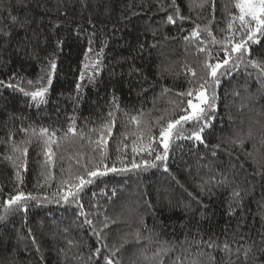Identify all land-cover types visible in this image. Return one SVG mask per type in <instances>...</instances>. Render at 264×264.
Listing matches in <instances>:
<instances>
[{
    "label": "trees",
    "instance_id": "16d2710c",
    "mask_svg": "<svg viewBox=\"0 0 264 264\" xmlns=\"http://www.w3.org/2000/svg\"><path fill=\"white\" fill-rule=\"evenodd\" d=\"M200 2L176 0L186 19L176 18L171 24L167 17L175 18L172 0H0V81H4L0 85V205L17 191L53 199L59 180L67 175L62 169H75L77 153L89 155L95 147L78 136L61 141L54 166L48 168L51 187H37L45 157L36 138L22 157L25 167L17 169L7 159L20 155L13 152L14 144L25 146L21 141L27 136L21 129L48 127L59 129L62 136L75 117L77 129L96 139L98 131L90 129H99L108 112L114 111L113 97L120 111H114L116 123L112 136L106 137V163L119 166L117 157L125 164L133 158L151 159L131 151L138 127L130 115L142 112L140 128L152 122L158 136L156 118L172 116L170 101L180 99L175 93L202 75L205 56L198 47H212L206 33H201L205 45H200V38H192L191 32L198 24L210 25L216 38L222 39L226 33L221 29L231 15H238L236 0H216L214 13L207 6L198 7ZM252 48L254 58L264 59V40ZM101 49L99 75L89 83L91 70L84 67L85 57L91 60ZM219 55L222 58L223 53ZM53 60L57 68L48 102L36 106L18 89H32L35 85L27 81L46 76ZM188 67L197 72L196 78ZM78 83L83 89L76 103ZM166 88L171 91L165 92ZM218 95L212 126L204 133L208 147L175 141L167 161L169 171L110 172L89 187L83 202L85 210L100 213L89 217L96 229L102 227L105 215L118 221L103 230L106 239L82 223L75 206L29 202L27 213H13L0 223V264H103L102 259L88 257L97 247L102 255H110L124 237L129 243L113 257L121 264H149L144 257H151L165 242L175 246L170 255L183 257L185 264L192 260L264 264V85L241 66L222 79ZM217 144L220 148H213ZM225 178L224 184L219 183ZM234 190L240 197L233 196ZM136 230L151 235L153 242H136L132 235ZM225 244L230 252L223 250ZM165 261L168 264L167 257Z\"/></svg>",
    "mask_w": 264,
    "mask_h": 264
},
{
    "label": "snow or ice",
    "instance_id": "6c2138e0",
    "mask_svg": "<svg viewBox=\"0 0 264 264\" xmlns=\"http://www.w3.org/2000/svg\"><path fill=\"white\" fill-rule=\"evenodd\" d=\"M215 2L216 0H201L198 7L204 8L207 6L210 12L214 13ZM171 6L175 8V18L173 15H169L167 17L168 23H176V18L181 20L186 19V17L181 16L180 8L177 6L176 0H172ZM235 8L238 10V15H231L227 27L221 29V31L226 33L222 39L216 38L210 25H204L201 28L198 24L191 32L190 35L192 38H200V45H205V40L201 38V33H206L207 37L210 38L208 43L212 47H198V52L203 53L205 56L201 62L202 75L199 76L198 82L193 83V80L190 79L188 81V88L175 93V96L180 99L170 101L174 105L172 116H169L167 119L163 115L156 118L155 124L159 126L158 136L153 134L152 122H148L145 128H140L142 123L141 118L144 115L142 112L136 115H130V121L138 127V132L135 134L136 139L132 142L131 151L134 154L145 153L151 159L142 158L137 162L133 158L130 164H125L123 158L117 157L119 166H117L116 162H113L111 165L106 163L108 159V141L106 137L112 136L113 127L116 123L114 111H120L115 97H113L114 111L108 112L107 120L99 126V129H90L91 132L98 131L99 135L96 139H92L82 129H77L75 126V117L71 118L73 123L69 124L62 136L58 135L59 129H50L48 127L21 129L27 136L25 140L21 141V144L25 146L20 147L14 144L13 152H17L20 155H9L7 159L17 169L25 167L26 161L22 157L27 156V145L32 142L33 138H36L42 146V154L45 157L40 173L42 180L38 181L37 187H44L45 185L51 187L49 181L53 179V176L48 168L49 166H54V158L57 150L61 147V141L70 139V136H78L80 140L87 139L89 145H95V147L92 148L91 154L89 155L77 153V167L75 169L72 167H69L67 170L62 169V171L67 172V175L59 180L58 190L52 194L53 199H50L48 195L41 196L31 192L25 193L23 191H17L16 194L3 201L2 205H0V223L5 222L8 216L13 213H27L30 206L29 202H34L35 205H43L46 203L59 204L63 202V204L70 207L75 206L78 209L77 215L84 218L82 223L89 225L97 237L106 239V235L102 236L103 230L107 229L110 224L117 223L118 221L105 215L104 220L100 222L102 227L97 230L93 220L89 217L99 215L100 213H92L85 210V204L83 202V198L87 194L89 187L96 180L107 176L110 172L119 175L146 172L153 168H163L167 172L169 171L167 161L169 160V154L173 150L175 141H194L208 147L204 133L206 129L212 126L214 113L217 110V101L220 98L218 89L222 79L230 77L233 72L238 71L243 66L248 76L255 75L256 81L264 85V59L254 58L252 55V46L259 45L264 40V0H236ZM184 39L188 40L189 37H184ZM217 45H219V48H216ZM92 51L89 48V52ZM221 52L223 53L222 58L219 55ZM102 57L103 49L96 52L95 57L91 60H89L88 56L85 57L86 63L84 67L91 70V75L87 76L89 83H94L96 77L99 75ZM56 68L55 61H50V71L46 76L40 77V80L36 82L31 80L27 81L29 85H35L32 89L19 87L18 90L23 92L26 97H30L36 106L47 104V94L49 87L53 83L52 73L55 72ZM248 69H252L254 72L248 71ZM187 71L191 73V77H197V72L191 67H188ZM85 75V72L82 71L80 74L81 81L85 79ZM45 80L46 83H43ZM2 84H4V81H0V85ZM8 87L14 88L16 86L9 84ZM82 89L83 85L78 83L76 85V103L80 102ZM164 91L169 92L171 89L166 88ZM177 110L179 112L178 115L176 114ZM125 115L129 114L125 113ZM162 121L163 123H161ZM233 143H236V141H233ZM239 143L243 144V141L241 140ZM154 145L156 146L154 147ZM176 146L179 147V145ZM124 148H127L126 144ZM213 148L219 149L220 145H214ZM212 154L215 155V151ZM16 161H20V163L17 164ZM15 175L17 180L22 183L23 181L19 170L16 171ZM225 182L226 178L219 183L224 184ZM233 196L240 197L239 191L234 190ZM132 235L136 242H140L141 240H145L148 243L153 242L151 235L144 236L140 230H136ZM128 243L129 241L126 237L122 238L119 246L113 245L110 255H102V249L97 247L88 257V260L102 259L103 264H121L119 260H113V257ZM208 246L214 247L215 245L209 243ZM104 247L107 248V244ZM174 247L165 242V244H162L153 252L151 257L145 256L144 259L149 261V264H166L165 258L167 257L168 264H185L183 257L176 256L173 258L170 255L173 253ZM223 250L226 252L231 251L227 244L224 245ZM188 264H199V261L192 260Z\"/></svg>",
    "mask_w": 264,
    "mask_h": 264
}]
</instances>
